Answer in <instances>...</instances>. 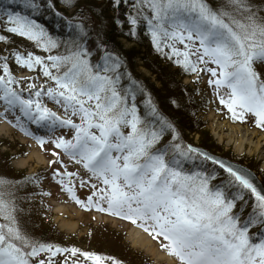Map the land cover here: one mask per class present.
Segmentation results:
<instances>
[{"label": "snow or ice", "instance_id": "1", "mask_svg": "<svg viewBox=\"0 0 264 264\" xmlns=\"http://www.w3.org/2000/svg\"><path fill=\"white\" fill-rule=\"evenodd\" d=\"M113 2L137 14L127 16L131 25H137L138 17L146 21L157 52L168 59L176 57L174 63L185 71L209 74L208 84L215 87L220 104L234 119L243 121L245 114H250L256 118L257 127H264V79L257 67L264 65V0H224L219 8L207 0ZM24 6L32 10L40 7L36 0H24ZM7 21L12 25L8 32L35 41L37 46L44 38L45 51L58 47L34 19L9 13ZM131 34L135 35L134 29ZM5 39L0 36V41ZM164 47L170 52H163ZM13 55L16 63L29 71L39 66L52 84L13 87L18 81L4 64V74L0 75L4 112L0 117L18 112L14 126L33 136L41 147L52 143L102 185L92 184L94 191L82 201L75 196L71 180L77 173L57 169L54 178H59L57 183L77 204L141 228L159 240L161 248L178 264H264V188L258 187L249 173L197 148L182 146L174 125L150 98L141 113L136 95L143 90H121L118 56L104 49L100 62L93 65L88 59L91 53L83 45L65 56ZM25 91L27 97L22 94ZM44 97L58 105L64 116L47 107ZM22 120L48 132L67 128L73 135L70 139L59 136L46 140L28 131ZM166 133H171L172 139L161 144ZM52 155L57 159L50 164L60 163L63 168L60 152L53 151ZM197 161L201 167L208 161L218 165L229 178L217 185L212 184L217 178L215 169L184 170L185 164L195 165ZM65 177L69 178L67 183ZM38 179L28 178V182ZM86 183L80 180L81 186ZM9 185L14 186L0 177V264H54L58 254L66 253L79 255L91 264H122L115 257L32 240L19 226ZM239 201L243 204L234 213ZM249 202L251 211L242 218ZM253 228L259 231L250 235ZM63 264H68L67 256ZM72 264L80 261L74 259Z\"/></svg>", "mask_w": 264, "mask_h": 264}, {"label": "trees", "instance_id": "2", "mask_svg": "<svg viewBox=\"0 0 264 264\" xmlns=\"http://www.w3.org/2000/svg\"><path fill=\"white\" fill-rule=\"evenodd\" d=\"M207 2L213 8H219L224 0H207ZM36 3L40 7L32 10L24 6V0H0V21L5 18L7 20L9 13L28 16L42 26L48 36L56 40L58 45L66 48L70 47L73 49L72 51L75 50L77 45H83L91 53L88 59L93 65L100 62L104 49L112 52L121 60L119 69L121 90L128 87L143 90L142 92L138 91L136 95V103H142V106L139 107L141 113L145 111V101L150 98L157 110L174 125L176 133H178L177 142L182 146H189L194 143L190 135L198 134L200 137L199 145L214 151L216 144L211 138V133L206 129L205 122L197 117L196 97L198 94L191 87L183 85L181 80H178L176 73H172L173 71L170 68L166 70L162 65L160 60H166V58L164 54L157 52L152 46V38L148 32L146 21L138 17L137 25L133 26L128 22L127 16L129 14L137 15L131 8L124 4L117 6L113 0H81L76 3L66 2L65 0H36ZM71 10L73 12H70ZM148 14L150 15V13ZM133 29L135 35L131 34ZM11 35L16 36L12 33ZM11 40H14V38L10 37L7 40H2L1 43L12 48L14 45L10 44L9 41ZM123 40L133 43L134 46L126 48L122 42ZM14 41L16 42V40ZM66 51L67 55L71 53L70 50L66 49ZM139 57L145 61L147 69L152 76H155V80L150 77H142L141 73L137 72L135 60ZM261 66L264 69V65ZM261 66L258 65L257 67ZM258 70L261 71L259 68ZM16 80L18 84L14 85H21L20 80ZM159 84L160 87H158ZM22 94L25 97L29 95L28 92ZM171 139L172 134L166 133L161 144H167ZM2 145L4 143L1 142L0 148ZM159 146L157 145V147ZM12 158L10 151L2 153L0 149V177H5L14 184V186L9 185L7 190L14 193L17 220L22 231L35 241L57 245L62 248L74 247L84 251L82 241V246H78L75 242H71L66 238L60 239V234L54 230L56 228L51 223L44 222L41 213L38 212V206H34L36 204L34 200L40 194L38 188L39 174H27L26 171L14 169L11 166ZM205 168L209 172L215 169L217 178L212 181V184L218 185L229 178L227 173L209 161L205 162L202 167L199 161L195 165L185 164L184 166L186 172L202 171ZM250 168L261 175L264 183V172L258 171L253 166H250ZM32 177H38L39 179L35 182H28V178ZM245 199H248L247 195ZM242 204L243 201H239L233 212H238ZM250 211L251 202L244 208L242 218L247 216ZM51 231H54V233ZM258 231L259 229L253 228L250 234ZM85 243L87 244V242ZM97 252L105 256L115 257L117 260L122 261V264H131L127 256L123 255V252H120V255L125 257V260L118 256V250H115V253L108 254L102 252L100 248ZM65 255L70 261L71 259L80 261V258L71 257L70 254L66 253ZM54 264H60L57 257L54 258Z\"/></svg>", "mask_w": 264, "mask_h": 264}, {"label": "rangeland", "instance_id": "3", "mask_svg": "<svg viewBox=\"0 0 264 264\" xmlns=\"http://www.w3.org/2000/svg\"><path fill=\"white\" fill-rule=\"evenodd\" d=\"M80 1L81 0H67V2L70 3ZM70 12H73V10ZM10 26L12 25L8 23L6 18L0 21V36H4L6 40L10 37H13L14 40H16V42L14 40L9 41L10 44L14 45L12 48H9V46H6L0 41V75L4 74L3 65L7 64L11 75L21 82V85H13V87L26 89L29 83H34L37 87L41 85L44 87L51 86L52 82L43 76L39 66L36 67L35 71H29L26 68H22L16 63L13 54L18 52L27 55V53L31 52L36 56L46 58L49 55L65 56L67 55L66 49L71 52L73 49L58 45V47L51 49V51H45L43 47V38L40 41L41 46H37L35 41L26 39L25 37H21L16 34H14L16 36L11 35V33L6 30V28ZM122 42L126 48L134 46L133 43L127 40H123ZM167 43H171V41H167ZM152 46L154 47L153 42ZM176 47L183 49V45L180 44H177ZM163 52L169 53L170 49L164 47ZM164 57L166 60L162 59L160 61L166 70L170 68V70L173 71L172 73H176L178 80H181L183 85L191 87L198 94L196 97L198 109L197 117L205 122L206 129L211 133V138L216 144V148H214L213 152L226 156L234 161H242L248 167L253 166L258 171L264 172V147L259 151L252 150V152H249V150L251 151V148L247 145L245 151L240 154L236 150L235 146L227 144L226 140L224 142L218 141L215 136L213 124L217 121H228L232 124H240L250 130H257L261 136H264V127H257L255 123L256 118L250 114H245L243 121L240 119H234L232 113H230L224 105L220 104L215 87L208 84V80L210 78L209 74L204 72L194 73L185 71L181 66L174 63L176 57H173V59H168L165 55ZM135 66L137 72L141 73L142 77H150L152 80H155V76L151 75V72L145 65V61H143L141 57L135 60ZM209 66L214 67V65ZM200 67L202 68L203 65ZM258 68L261 70L260 72L263 73L261 78L264 79L263 67L261 66ZM63 70L65 69L62 68L61 71ZM158 87H160V84ZM223 91L224 90H221V94H223ZM43 102L52 111L56 112L60 116H64L63 110L51 100L47 99V97L43 98ZM137 106L141 107L142 103L138 102ZM3 112L4 108L2 103H0V113ZM18 114V112L5 113L4 116L0 117V144L1 142L4 143L0 149L2 153L10 151L11 156L13 157L11 166L14 169L26 171L27 174H39L40 179L38 188L40 190V194L35 198L36 201L34 200V202H36V204L34 206H38V212L41 213L44 222L51 223L56 228L54 230L56 233L60 234V239L66 238L71 242H75L78 246H82V241V248L84 251H81L83 252L98 254L97 251L101 248L102 252L109 254L115 253V250H118V256L125 260V257L120 255V252H123V255L127 256L131 264H178L172 256H170L174 259V262L172 263L167 260H158L155 259V256L150 252H146L145 250L133 246L131 231L135 230L136 226L131 224L129 221L110 215L106 212L97 211L94 208L86 210L84 207L77 204L69 193L63 191L62 186L57 183V179L59 178H54L53 176L57 169L61 172L67 171L77 173V175L72 177L71 180L74 186L75 196L82 201L86 202L88 196H90L94 191L91 187L92 184H97L98 187H102V185L95 178L90 179V174L87 173L81 165H78L74 161L70 160L62 151L55 149L52 143H46L43 147H41L33 136L26 135L25 131L21 130L19 126H14L16 124L15 116ZM72 119L77 123L79 122L77 117H72ZM21 123L24 124L28 131L32 132L36 136H41L46 140L55 139L59 136H64L66 139H70L73 135L72 131L67 128H57L53 132H48L46 129L38 128V126L30 124L27 121L22 120ZM1 127H5L6 130H1ZM125 131L127 130L125 129ZM190 136L194 143L199 144L200 137L198 134H191ZM35 151L44 157L45 160L43 162L34 158L30 160L26 166L18 165L19 160L28 159ZM53 151L60 152L59 159L63 162V168L60 163L50 164L51 161L57 159V157L52 155ZM64 179L65 183H67L69 178L65 177ZM80 180L87 181V183L84 186H81ZM44 193H47V195ZM63 221L77 222L78 227L75 231L62 229L61 224ZM139 230L142 231L143 235L151 238L153 246L156 250L160 253L168 254L161 248L159 240L153 239L141 228H139ZM51 232L54 233V231ZM85 242H87V244ZM45 255L47 254H42V257ZM56 257L58 258L59 263L63 264L66 255L58 254ZM75 258H80V264H91L90 261L84 263L83 257H80L79 255ZM33 264H36V262L33 261ZM68 264H72V259L71 261L68 260Z\"/></svg>", "mask_w": 264, "mask_h": 264}, {"label": "bare ground", "instance_id": "4", "mask_svg": "<svg viewBox=\"0 0 264 264\" xmlns=\"http://www.w3.org/2000/svg\"><path fill=\"white\" fill-rule=\"evenodd\" d=\"M213 128L215 136L219 142H224L226 140L227 144L234 145L240 154L245 151L247 145L251 148V151L249 150V152H252V150L259 151L264 147V136H261L257 130H250L249 128L243 127L240 124H232L228 121H217L213 124ZM1 130L6 129L5 127H1ZM34 158L42 162L45 160L42 155L35 151L28 159L19 160L18 165L26 166L27 163ZM77 227L78 223L74 221H63L61 224L62 229H67L69 231H75ZM131 232L133 246L145 250L146 252H150L155 256V259L162 261L167 260L170 263L174 262V259L171 258L170 255L166 253H160L158 250H156L153 246V241L151 238L143 235L142 231L139 230L138 227H136L135 230H132Z\"/></svg>", "mask_w": 264, "mask_h": 264}, {"label": "water", "instance_id": "5", "mask_svg": "<svg viewBox=\"0 0 264 264\" xmlns=\"http://www.w3.org/2000/svg\"><path fill=\"white\" fill-rule=\"evenodd\" d=\"M190 146L197 148L200 152L207 153L209 156L214 157L216 160L222 161L226 165L231 166L233 169H238V170H242L243 172L249 173L253 181L257 184V186L260 188H264L263 182L260 179V177L254 171H252L250 168L246 167L245 165L240 164L239 162L233 161L229 158L214 154L211 151L205 148H202L200 146H197V145H190Z\"/></svg>", "mask_w": 264, "mask_h": 264}]
</instances>
